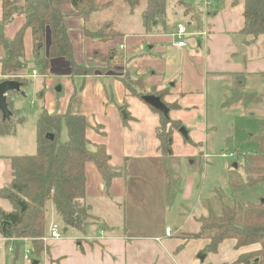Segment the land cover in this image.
Listing matches in <instances>:
<instances>
[{
    "label": "crops",
    "instance_id": "obj_1",
    "mask_svg": "<svg viewBox=\"0 0 264 264\" xmlns=\"http://www.w3.org/2000/svg\"><path fill=\"white\" fill-rule=\"evenodd\" d=\"M189 1L198 12L197 23L176 0H167L163 25L146 31L141 20L135 31L124 30L123 36L103 43H110L108 48L119 46L127 65L141 77L142 89H146L143 94L158 95L168 106V119L131 94L114 76H78L83 98L78 103L76 98L70 110L85 115L87 138L93 144H103L110 155L109 165L121 172L105 185L96 166L85 164V202L95 221L84 230L68 228V234L59 237H51L46 224L44 248L39 252L27 238L7 239L0 228V264H240L235 262L240 254L259 250V243L236 247L235 239L227 238L214 252H207V238L179 236L182 231L196 230L197 217L220 208L222 202H231L233 195L222 175L204 193L205 169L214 159L207 151L208 142L222 134L214 128V120L209 122L207 113L204 116L209 96L219 110L229 98L235 100L234 109L255 104L256 111L264 114V96L260 94L264 87V34L249 42L240 34L244 0H209L208 6L203 0ZM93 19L94 14L89 22L99 25ZM23 20L21 15L15 16L5 35L11 38ZM179 23L187 31L184 46H177L173 36ZM115 26L113 23L118 31ZM23 46L27 60V50L33 51L29 28ZM232 94L235 98L229 97ZM162 119L169 127L172 121L179 125L172 129L171 155L162 154L158 147L156 130ZM180 127L186 130L185 136ZM175 139L181 142L183 153L175 152ZM176 158L185 160L176 166ZM165 159L172 165L165 164ZM4 182L0 180V186ZM213 194L215 200H211ZM1 201H6L7 207L0 208L11 209L7 200L0 198V205ZM166 227L172 229L169 236L164 233ZM28 249L32 251L30 262L29 255L24 257L30 253ZM200 253L205 254L203 260L197 257Z\"/></svg>",
    "mask_w": 264,
    "mask_h": 264
},
{
    "label": "trees",
    "instance_id": "obj_2",
    "mask_svg": "<svg viewBox=\"0 0 264 264\" xmlns=\"http://www.w3.org/2000/svg\"><path fill=\"white\" fill-rule=\"evenodd\" d=\"M62 0H2L0 19V81L14 79L25 85L28 82L26 60L24 59L23 34L30 29L33 44V63L46 74L50 60L64 57L69 64L71 75L87 76L92 68L85 66L74 57L72 29L66 25L65 13L58 4ZM76 15L83 20L82 34L85 38L101 42L111 41L120 36L111 22L106 21L97 29H89L87 23L93 13L108 8L112 0L99 4L98 0H68ZM144 2L141 20L146 31L166 19L167 0H123L130 11ZM238 0H232L236 2ZM243 27L240 34L253 41L264 34V0H244ZM176 4L191 13L193 22H198V12L189 0H176ZM21 15L24 20L14 35H5V26L13 17ZM50 33V45L44 50L45 35ZM247 41V42H249ZM111 58L121 53L111 47ZM117 51V52H116ZM106 60H110L108 56ZM131 94L140 97L142 81L134 88L122 80ZM138 88V89H137ZM141 88V89H140ZM144 93V92H143ZM13 94V93H9ZM264 96V87L260 92ZM8 100V96H7ZM8 102V101H7ZM9 106V102H8ZM257 106L250 112H257ZM10 109V108H9ZM249 110V109H248ZM12 112V111H11ZM64 119L67 139L60 141L59 133ZM165 122L162 119V124ZM169 122V121H168ZM14 122L3 120L0 114V133L13 131ZM89 127L84 114L80 112L49 113L43 110L36 123V152L30 155H15L8 158V178L0 186V198L11 204L8 211L0 208V228L6 226V238H27L35 252L44 248L46 230V203L52 201L54 211L60 218L64 230L84 227L95 221L85 202V164L92 162L98 169L105 185L120 175V169L109 165L110 155L103 144H93L86 136ZM179 125L172 122L170 130H156L159 149L164 155H171L172 129ZM98 129V127H95ZM101 128V127H99ZM53 134L48 139L47 134ZM255 150L244 156L243 181L228 176L227 187L232 195L231 202H222L218 210L210 209L206 215L197 217L198 228L191 232L179 233L182 238H207V252H214L218 244L227 238L235 239V246L241 247L259 243V250L240 254L236 263L264 264V122L257 132L250 136ZM238 167V166H237ZM213 182V181H212Z\"/></svg>",
    "mask_w": 264,
    "mask_h": 264
},
{
    "label": "rangeland",
    "instance_id": "obj_3",
    "mask_svg": "<svg viewBox=\"0 0 264 264\" xmlns=\"http://www.w3.org/2000/svg\"><path fill=\"white\" fill-rule=\"evenodd\" d=\"M105 1L106 0H98L99 4ZM58 4L60 8L67 13L65 22L69 29H72L71 38L72 40L75 39L73 43V52L80 59L79 62L92 68V74L114 76L120 80L126 81L134 88L138 87L137 84L140 82L141 77L133 72V66L127 65L128 62L125 61L121 50H119L121 55L116 51L117 55L121 57H116L113 62L108 63L106 60L107 57H112L110 54L111 47L108 48L111 44H103L104 42L98 40H93V44L91 45L85 42L81 30L83 20L80 16L76 15L68 0H62ZM143 7L144 2L142 1L133 11H130L123 0H112L108 8L93 13V21L99 23V25H93L88 21L87 27L89 29H97L102 23L109 21L112 22V25L113 23L116 24L115 27L120 31V36H123L124 30L135 31L137 29L138 23L141 21L140 13ZM14 20L15 17L12 18L5 28ZM49 41L50 35L48 31L44 43L45 52L48 50ZM79 52L81 55H77ZM26 55L28 56L27 58L25 57L27 59L26 74L28 82L25 85H21L17 93H13L12 95L8 94L7 100L9 102V108L12 111L10 120L14 122V130L7 134L0 133L1 182L8 178L9 171L7 164L9 163L8 158L10 156L30 155L36 152V123L40 113L43 110L49 113L60 114L65 113L67 110L71 112L76 98H78L77 103L83 98L82 92L84 87H82L79 82V75H70L67 73L69 70L64 57H57L50 61L48 72L43 74L39 71V68L34 65L33 54L30 50H27ZM33 69L36 74L32 77L30 74ZM57 87H59V90H57ZM138 91L143 94L146 89H138ZM232 96L235 98V95H229V97ZM234 103V99L228 98L222 110H219V106H216L212 100L210 101L209 96V104L205 110L204 116L206 117L207 113L209 122L214 120L216 123L214 128L219 130L222 134L217 137V139L208 142L207 151L209 154L213 155L214 159L213 163H210L205 169L207 176L205 194L210 190L207 188L211 187L210 185L214 179L217 178V180H220L219 175H222L221 179L225 178L224 181L228 179V176L239 178L243 181L244 172L242 170V165L244 156L253 153L255 150V143L250 140V136L252 133L257 132L260 123L264 122V114L260 112H250V110L254 111L252 108L255 107V104L249 105L250 107H243V109L241 107V110H238L234 109ZM201 121L203 122V118ZM108 122L110 121L108 120ZM159 129L168 131L170 127L163 124L159 126ZM208 129H211L210 126H208ZM59 139L60 141H65L67 139L64 119L61 123ZM173 146L176 153H183L185 151L180 149L182 148V144L180 141H177V139H175ZM193 149V151H196L195 148ZM222 152H235L236 155L234 157L227 156L221 158L219 154ZM180 160L184 161L185 159L176 158L174 164L176 166L181 165L182 163ZM208 161L209 160H207V163ZM159 163L162 164V161H159ZM234 163H237L238 167H233ZM165 164L172 165L167 159H165ZM224 186H226V184ZM258 187L264 189V184ZM218 189L221 188L218 187ZM221 192H223V190H221ZM222 195H224V193H222ZM220 197L222 196L220 195ZM211 200H215L214 194ZM230 200L232 201V199ZM0 206L3 208L7 207V202L1 201ZM93 208L97 209L96 206H93ZM218 209L215 207V210ZM99 210L101 209L99 208ZM104 213L110 216L105 210ZM46 224L48 229L55 225L59 235L68 234L64 230L60 218L56 215L52 201L50 200L46 203ZM69 230L73 231V229ZM29 252L30 258L28 262H30L32 256V251L29 250Z\"/></svg>",
    "mask_w": 264,
    "mask_h": 264
},
{
    "label": "water",
    "instance_id": "obj_4",
    "mask_svg": "<svg viewBox=\"0 0 264 264\" xmlns=\"http://www.w3.org/2000/svg\"><path fill=\"white\" fill-rule=\"evenodd\" d=\"M244 49V48H242ZM21 83L14 79H6L0 81V114L3 120L10 118L11 110L9 109L7 96L9 93H17L20 90ZM59 90V87H57ZM141 100H143L146 104L152 107L154 110L158 111L165 119H168V106L162 101L161 97L155 94H142L140 96ZM122 116L125 118V111H121ZM179 131L182 135H186V130L183 127L179 128ZM48 139H53L54 135L49 133L46 135ZM237 163L233 164V167H236ZM9 224L7 221H3L1 231L2 234L6 237V226ZM264 233V229H263ZM200 260L205 258L204 253H200L197 255Z\"/></svg>",
    "mask_w": 264,
    "mask_h": 264
},
{
    "label": "built area",
    "instance_id": "obj_5",
    "mask_svg": "<svg viewBox=\"0 0 264 264\" xmlns=\"http://www.w3.org/2000/svg\"><path fill=\"white\" fill-rule=\"evenodd\" d=\"M203 1H204L205 5H207V6L210 3L209 0H203ZM202 33H204V32H202ZM186 35H187V31H186L185 25L184 24H181V23L177 24L176 25V28H175V31L173 33V36L176 39V45L177 46H184L185 45L184 37ZM35 74H36L35 73V70L33 69L31 71V74L30 75L33 77V76H35ZM235 155H236L235 152H229V153L222 152L221 154H219V156L221 158H225L227 156L234 157ZM171 232L172 231H171L170 227H166L165 230H164V233H165L166 236H169L171 234ZM50 235H51V237H59V233H58L57 228H56L55 225H53L51 227ZM24 257L27 258V254ZM207 264H214V263L213 262H208Z\"/></svg>",
    "mask_w": 264,
    "mask_h": 264
},
{
    "label": "bare ground",
    "instance_id": "obj_6",
    "mask_svg": "<svg viewBox=\"0 0 264 264\" xmlns=\"http://www.w3.org/2000/svg\"><path fill=\"white\" fill-rule=\"evenodd\" d=\"M29 253V252H28ZM29 254H27V257H28Z\"/></svg>",
    "mask_w": 264,
    "mask_h": 264
}]
</instances>
